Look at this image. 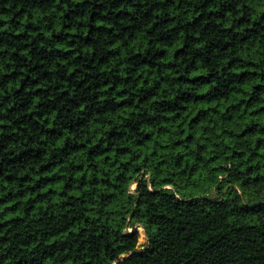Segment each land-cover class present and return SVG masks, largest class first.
Here are the masks:
<instances>
[{
	"label": "trees",
	"instance_id": "1",
	"mask_svg": "<svg viewBox=\"0 0 264 264\" xmlns=\"http://www.w3.org/2000/svg\"><path fill=\"white\" fill-rule=\"evenodd\" d=\"M0 264H264V0H0Z\"/></svg>",
	"mask_w": 264,
	"mask_h": 264
},
{
	"label": "rangeland",
	"instance_id": "2",
	"mask_svg": "<svg viewBox=\"0 0 264 264\" xmlns=\"http://www.w3.org/2000/svg\"><path fill=\"white\" fill-rule=\"evenodd\" d=\"M131 189H133V186L131 187ZM135 228L138 231L140 243H143V241L145 240V234H144L143 228L140 225H136ZM131 230L132 228H128V231H131Z\"/></svg>",
	"mask_w": 264,
	"mask_h": 264
},
{
	"label": "water",
	"instance_id": "3",
	"mask_svg": "<svg viewBox=\"0 0 264 264\" xmlns=\"http://www.w3.org/2000/svg\"><path fill=\"white\" fill-rule=\"evenodd\" d=\"M131 191H133V189H131ZM131 217V215L129 216V218ZM136 225H138V224H136ZM136 225H134V227L136 226Z\"/></svg>",
	"mask_w": 264,
	"mask_h": 264
}]
</instances>
